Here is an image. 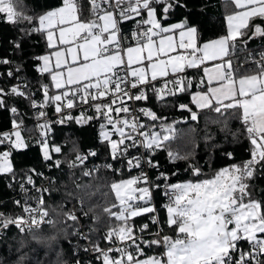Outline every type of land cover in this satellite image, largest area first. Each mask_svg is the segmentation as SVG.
Returning a JSON list of instances; mask_svg holds the SVG:
<instances>
[{"label":"snow or ice","instance_id":"6c2138e0","mask_svg":"<svg viewBox=\"0 0 264 264\" xmlns=\"http://www.w3.org/2000/svg\"><path fill=\"white\" fill-rule=\"evenodd\" d=\"M228 2L234 10L224 17L225 33L203 40L187 18L167 23L176 8L186 7L184 0H88L87 14L82 0H58L40 12L25 11L21 0H0V23L26 24L23 35L38 33L44 39L46 54L34 59L36 71L48 81L39 85L40 100L27 82L0 87V108L14 117L11 129L0 132L4 149L0 175L15 180L11 156L29 146L24 133L32 132L18 118L17 107L8 105L9 97L29 101L37 120L35 144L50 167L59 169L65 163L52 155L62 153V146H53L48 139L53 124L96 120L109 158L122 162L129 172V178L105 185L109 191L103 194V204H90L85 210L80 198L79 209L61 206L64 220L75 228L72 235L86 242L82 251L91 250L96 264H264V188L258 192L254 184L264 178V50L247 51L251 40L264 39V0ZM129 22L134 27L127 35L122 25ZM15 47L20 48V43ZM10 63L0 60V64ZM189 70L196 75H189ZM7 75L14 77L12 71ZM182 95L189 102L178 103L179 110L187 112L191 121H198L205 110L224 117L221 131L233 141L243 135L249 158L220 168L209 165L206 172L193 162L194 148L184 153L173 150L171 143L181 135L176 125L187 120L169 123L147 102L155 99L167 106L171 100L175 106ZM48 108L54 109V122L47 119ZM77 109L80 114L73 115ZM229 116L240 122L237 132L229 130ZM208 141L214 152L234 159L226 143L206 137ZM141 148L143 153L131 155V150ZM157 150L165 151L173 164L184 161V173H190L191 179L174 180L180 175L178 169L160 170L153 159ZM73 152L74 158L67 159L69 169L82 167L99 154L83 153L75 145ZM103 168L123 176V169L112 163ZM133 170L138 174L132 176ZM152 170L154 177L149 175ZM99 171V166H93L82 174L98 176ZM33 176L43 173L29 170L19 184L25 199L12 202L22 214L0 211V233L11 227L24 234L42 224L56 226L44 199L52 189H37ZM80 187L89 186L77 183ZM32 190L39 195L32 196ZM156 193L164 198L163 221L154 203ZM77 211L90 219L92 227H77L81 221ZM143 216L148 222L137 226L135 218ZM152 225L157 226L155 231ZM36 264L42 262L38 259ZM75 264L84 262L78 259Z\"/></svg>","mask_w":264,"mask_h":264},{"label":"trees","instance_id":"16d2710c","mask_svg":"<svg viewBox=\"0 0 264 264\" xmlns=\"http://www.w3.org/2000/svg\"><path fill=\"white\" fill-rule=\"evenodd\" d=\"M58 0H21L25 5L27 12H40L50 6H54ZM186 7L176 8L173 14L169 17L167 23L178 22L187 18L194 26L198 27L199 33L203 40L217 37L225 33L226 25L224 17L234 10L231 3L224 0H184ZM85 14H87L88 2L82 0ZM131 23V22H129ZM128 24L124 23L123 25ZM26 24L12 25L10 23H0V60L7 59L10 64H0V87L5 89L14 85L17 82H27L30 92L35 94L37 100L42 99V93L39 89L41 83H47V79L42 77L36 71V60L34 57L46 53L45 41L38 33H33L31 36L22 34L21 29L26 28ZM20 43V48L15 47V43ZM261 45H247V49L256 50L263 47ZM243 60L242 54L238 57ZM17 68L19 71L17 72ZM14 73V77L7 75L8 70ZM189 75H196L195 71H190ZM151 109L158 115L166 117L167 121L187 120V123L177 124L176 127L180 130V138L173 141L170 147L181 153L195 149L194 161L204 168L207 172L209 165L212 168H220L231 163H240L249 158L247 151L249 145L243 135H240L237 141H233L231 135L225 136L221 131L223 127L224 117H220L213 111L205 110L200 113L198 121H191L187 112L178 109V103H188V96H180L174 103L169 100L167 106H163L152 99L148 101ZM9 106H15L19 112V119L24 121V127L32 130L31 135L25 132L24 135L28 140L29 146L22 150L14 151L11 156L16 177L15 180L11 176L0 175V201L5 205H10V196L13 190L17 189V184L22 177L31 169H41L44 161L40 148L34 143V138L37 135L34 111L29 107V101L19 97H9L7 99ZM13 114L6 109L0 108V132L7 131L11 128ZM228 128L231 132H237L240 129V122L233 119L231 116L227 118ZM99 122L93 120L83 125H78L75 121L67 124H54L53 134L50 139V144L62 146V153H53L54 159L65 160L61 168L51 167L48 170L50 178L54 181L48 184L51 188L50 193L44 194L46 206L50 212V219L56 221V226L49 224L41 225L40 229H33L32 232L21 234L20 232L10 229L6 236L0 239V262L3 264H36L37 260L42 264H62L63 262L83 260L85 252L82 249L86 242L79 240L72 233L75 228L71 221H65L62 214V205H66L67 209H79L78 200L84 199L85 210L88 205L103 204L104 193L109 189L105 186L113 180H119L123 177L113 175L110 171L103 168V165H97L100 157H103L105 148L99 140ZM206 137L214 138L218 144L227 145L230 151L234 152V159L227 160L219 151H213L211 141L206 142ZM79 151L92 149L99 154L93 159L91 164L84 165L76 169H69L67 159L74 158L73 147ZM0 148V151H3ZM159 165L164 166V171L179 170L180 175L174 180L191 179L190 173H184L186 163L178 161L175 164L169 162L165 151L157 150L154 156ZM93 166H99L100 171L98 176L94 174L92 177L83 176V171L91 169ZM38 181V180H36ZM40 182V181H39ZM37 182V183H39ZM77 183L81 186L88 185V188H77ZM256 190L264 188V178H258L254 181ZM8 186H11L9 188ZM69 193L72 195L70 196ZM55 209V211H53ZM158 214L163 221L165 212L163 208L158 206ZM77 215L81 217V230H87L92 227L90 219L84 218L77 211ZM145 221V216L135 218V224L140 226ZM101 228L105 225H100ZM154 226H152V231ZM165 231L167 228L165 227ZM102 235V233H101ZM95 236V234H94ZM34 237H36L34 239ZM55 237V239H51ZM98 243H103L97 240ZM247 248V244H241ZM149 254H152L149 252ZM92 264H96L95 259L91 258Z\"/></svg>","mask_w":264,"mask_h":264},{"label":"built area","instance_id":"2783aa9c","mask_svg":"<svg viewBox=\"0 0 264 264\" xmlns=\"http://www.w3.org/2000/svg\"><path fill=\"white\" fill-rule=\"evenodd\" d=\"M87 2H88V0H87ZM133 27H134V25H133L132 23H128V24L122 25V31H123V32H127V33L130 34V30H131ZM260 50H264V46L261 47V48H259V49H256V50L247 49V51H254V52H258V51H260ZM242 56H243V55H242ZM243 59H244V56H243ZM9 71H11V70L9 69L8 72H9ZM17 83H18V82H17ZM15 84H16V83H15ZM140 103L143 104L144 102H140ZM147 106L151 108L149 102H147ZM47 112H48L47 119H48L49 121L54 122V121L57 119V116H56V114H55V112H54V109H53V108H48V109H47ZM79 114H80V113H79V109H77V110H75V111L73 112V115H79ZM89 114H92V113L89 112ZM143 119H144V122H145V123H149V124L151 123V121L147 120V118H143ZM35 122H37L36 117H35ZM54 124H55V123H54ZM54 124H53V125H54ZM10 129H11V128H10ZM10 129H9V130H10ZM157 130H158V129H157ZM7 131H8V130H7ZM52 134H53V129H52L51 134H50L49 137H48L49 142H50V139H51V137H52ZM36 138H37V135H36L35 138H34V143H35V139H36ZM102 149L105 150V153L103 154V157H100V161H97V165H104L106 162H108V163H112V164L114 165V167L123 169V176H126L125 178H129V172H128L127 168L125 167V165H124L122 162L112 161V160L109 158L108 154H107V150H106L105 148H102ZM89 150H92V149H90V148H89V149H85L84 151H81V152H83V153H87ZM143 151H144V149H142V148L139 149V151L133 149V150H131V155H133V156L140 155L141 153H143ZM93 159H95V157H89L88 160L85 161V164H84V165L86 166V165H88V164H91V162L93 161ZM153 159L155 160L154 157H153ZM155 161H156V160H155ZM50 168H51V167L49 166V164H48V163H45L43 168H41V169H37V170H36V172H38V173H43V176H33V179H34V181H35V187H36L37 189H39V188H48V184L50 183V179H51V181H54V178H50V177H49V174H48V170H49ZM146 170H147V169H146ZM160 170H163V171L165 170L163 165H160ZM108 171H110V170H108ZM110 172L113 174L112 171H110ZM137 174H138V170H133V171L131 172V175H132V176H135V175H137ZM113 175H115V174H113ZM149 175L152 176V177H154V176L156 175V171H155V170L150 171V172H149ZM116 176H118V177H123V176H120V175H116ZM24 177H25V176H24ZM24 177H22L21 179H24ZM36 180H38V181H36ZM39 181H40V182H39ZM37 182H39V183H37ZM19 184H20V181L18 182V184H17V186H16L17 189H16V190H13V192H11L10 202H9L10 205H5L4 202L0 201V211L7 212V213L10 214V215L22 214V213H21V210H20L19 208H16L15 205L12 203L13 201H15V200H17V199H20V200H24V199H25V195H24V193L20 190ZM8 187L11 188V186H8ZM28 187H29V189L32 188L31 185H29ZM31 195L35 197V196H38L39 193H37L35 190H32V191H31ZM31 202H32L33 204L35 203V201H31ZM163 202H164V198H163L159 193H156V195H155V197H154V203H155V206H156L157 208H158V206L161 207V205H162ZM161 208H162V207H161ZM146 222H148V217H147V216H145V221H143L142 224H144V223H146ZM142 224H141V225H142ZM42 225H44V224H42ZM152 226H154L153 231H155L157 226H155V225H152ZM10 229H14L15 231L18 232V230H17L15 227H11ZM10 229H8L6 232L0 233V239L3 238L4 236H6L7 233H8V231H9ZM101 246H104V245H101ZM89 247H90V246H89ZM91 258H94V253H92V251L89 250V252L85 254V258H84L85 264H89ZM66 262H67V264H75L73 261H72V262H70V261H66ZM62 264H64V262H63Z\"/></svg>","mask_w":264,"mask_h":264},{"label":"crops","instance_id":"0c3cea01","mask_svg":"<svg viewBox=\"0 0 264 264\" xmlns=\"http://www.w3.org/2000/svg\"><path fill=\"white\" fill-rule=\"evenodd\" d=\"M224 1H227L228 2V0H224ZM232 5V4H231ZM233 7H234V5H232ZM224 21H225V19H224ZM260 21H257V23H259ZM172 23H175V22H172ZM170 24V23H169ZM226 25V24H225ZM125 34H127V35H130L129 33H127V32H124ZM250 44L251 45H261V44H264V39H261V38H256V39H253V40H251L250 41ZM264 46V45H263ZM44 54H46V53H44ZM44 54H42V55H44ZM190 71H194V70H189V72Z\"/></svg>","mask_w":264,"mask_h":264},{"label":"rangeland","instance_id":"374dc122","mask_svg":"<svg viewBox=\"0 0 264 264\" xmlns=\"http://www.w3.org/2000/svg\"><path fill=\"white\" fill-rule=\"evenodd\" d=\"M37 123V122H36ZM98 128H99V125H98ZM54 146V145H53ZM182 181H184V180H182Z\"/></svg>","mask_w":264,"mask_h":264},{"label":"water","instance_id":"95a60500","mask_svg":"<svg viewBox=\"0 0 264 264\" xmlns=\"http://www.w3.org/2000/svg\"><path fill=\"white\" fill-rule=\"evenodd\" d=\"M179 109V108H178Z\"/></svg>","mask_w":264,"mask_h":264}]
</instances>
